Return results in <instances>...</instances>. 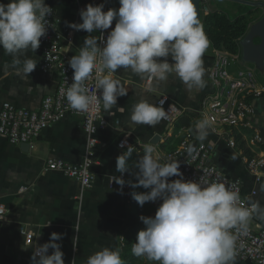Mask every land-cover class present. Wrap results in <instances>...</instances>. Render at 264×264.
Listing matches in <instances>:
<instances>
[{
    "label": "clouds",
    "instance_id": "1",
    "mask_svg": "<svg viewBox=\"0 0 264 264\" xmlns=\"http://www.w3.org/2000/svg\"><path fill=\"white\" fill-rule=\"evenodd\" d=\"M118 3V9L107 11L103 3L88 4L79 12L81 23L66 22L75 31L101 33L100 38L85 37L79 53L68 60L73 71V82L65 92L70 109L77 113L100 107L110 111L118 98L128 94L121 81L113 78L120 69L155 84L174 74L189 92L207 86L203 56L209 41L198 20L194 0H118ZM51 15L52 8L45 0L0 3V49L14 57L13 67L21 79H27L38 62L20 57L39 49ZM109 29L105 38L103 33ZM94 73L96 93L90 95L85 82ZM174 110L170 105L169 111ZM167 118L162 107L145 98L133 106L129 124L155 127ZM211 123L209 117L200 119L189 132L203 142L209 136ZM132 153L129 146L126 153L117 156L116 172L120 175H111L110 185L115 182L121 195L126 185L142 187L145 191L131 193L138 205L158 204L154 216L139 217L145 227L132 244V254L156 264H235L237 239L248 234L253 217L264 221V206L259 201L245 205L237 189L211 181L207 169L198 179L185 180L180 162L169 159L162 163L152 142L144 144L143 155L129 165ZM195 153V147L189 145L187 154L195 158ZM125 173H130L132 179H123ZM260 190L264 191V185ZM63 238L64 234L51 233L49 241L32 252L31 264H65L62 245L57 243ZM76 240L73 237L74 250ZM74 262L75 259L71 264ZM85 264H123V261L118 249L104 247L89 256Z\"/></svg>",
    "mask_w": 264,
    "mask_h": 264
},
{
    "label": "crops",
    "instance_id": "2",
    "mask_svg": "<svg viewBox=\"0 0 264 264\" xmlns=\"http://www.w3.org/2000/svg\"><path fill=\"white\" fill-rule=\"evenodd\" d=\"M247 1L264 3V0ZM8 2L9 0H0L3 4ZM45 2L57 11L60 31L64 36L63 52L70 57L79 53L85 37L92 35L100 38V33L75 31L68 28L66 22L81 23L79 12L88 4L96 6L103 3L104 11L119 8L118 0ZM203 6H206L209 12L226 13L232 19L239 15L249 16L252 24L264 16V8H252L224 0H207ZM114 26L115 21L112 27ZM217 52L218 50L209 43L203 56L207 86L200 91H187L186 86L174 74L166 81L155 84L123 69L115 73L114 79L121 81L128 89V94L118 98L117 105L110 111H104L108 129L101 131L97 136L99 144L93 168L95 181L88 190L82 191L80 183L74 179L59 172L46 170L49 159H59L72 164L83 161L87 150V137L82 129L80 117L70 115L50 127L38 140L29 144L27 150L23 145H11L8 139L0 136V205L7 211L6 220L0 226V264H31L32 252L36 246L48 242L53 232L64 234V238L57 243L62 245L65 264H71L73 259L74 264H85L89 256L104 247L118 249L121 255L125 235L133 233L127 227L128 222L130 218L137 220L141 213L140 206L133 202L131 193L133 190L143 191L142 187L132 188L126 185L121 195L116 191L119 186L115 182L110 185L109 177L119 176L116 172V158L121 154L118 142L126 139L136 148L128 161L131 165L143 154L144 144L153 143L158 136L160 140L155 145L156 154L162 158V163L168 161L174 153L176 140L182 135L190 136L187 126L175 133V125L180 117L191 114L196 118H204L202 102L213 89L209 69ZM25 58H32L38 63L27 79H21L13 67L14 57L0 49V109L4 103L25 109H38L45 96L53 95L57 91L60 76L55 72L45 74L41 71L40 52L36 50L33 53L29 50L25 56L20 57ZM258 74L261 84H264V71H258ZM145 98L157 106L159 99L167 98L180 111L175 125L169 127L162 120L155 127L130 126L129 118L133 106ZM252 111L251 118L255 128L264 134V98L252 102ZM252 134L253 131L234 128L231 133L222 136L210 127L205 142L212 149L213 163L227 177L242 184L244 199L248 202L259 201L264 206V191L260 190L261 185H264V170L256 175L250 170L252 161H260L263 158L264 145L252 147ZM229 138L234 140V147L229 145ZM129 179H132V176L126 173V181ZM144 215H155V212ZM249 227L264 229V221L254 218ZM75 236L77 240L74 250L72 239ZM51 251L50 249L49 254ZM139 264L156 262L142 258ZM235 264L253 263L241 261L236 257Z\"/></svg>",
    "mask_w": 264,
    "mask_h": 264
},
{
    "label": "built area",
    "instance_id": "3",
    "mask_svg": "<svg viewBox=\"0 0 264 264\" xmlns=\"http://www.w3.org/2000/svg\"><path fill=\"white\" fill-rule=\"evenodd\" d=\"M51 8L52 15L47 18L49 28L46 36L41 38L38 51L42 59L41 71L45 74L55 72L60 76L57 91L53 95L45 96L40 107L34 110L4 103L0 109V136L8 139L11 145L32 144L50 127L62 122L68 116L80 117L82 129L87 137V150L83 161L79 164H72L59 159H49L46 170L59 172L67 178L78 181L82 191H85L92 188L95 181L93 168L96 164V150L99 144L97 136L101 131L108 129V121L102 107L85 113H77L68 107L65 92L73 82V71L68 67V60L71 57L63 52L64 36L60 31L57 11L53 7ZM208 12L209 9L202 6L203 15ZM110 30L103 33L105 38ZM237 66L240 67L237 68ZM209 74L213 89L202 102V112L204 118H211V127L214 132L223 136V134L231 133L234 128L250 130L253 131L250 145L252 147L264 145V134L255 128L251 118L253 114L252 102L264 98V84H261L256 68L245 63L240 55L218 51L214 63L209 69ZM114 76L115 74H113V78ZM94 85L95 73L91 79L85 82L88 94L96 93ZM158 105L167 112L168 118L164 122L169 127H173L180 115L178 108L171 104L167 98L159 99ZM170 105L174 106V111H169ZM189 145H193L196 149L195 158L187 154ZM229 145L235 146L232 138H229ZM129 146L132 147L133 152L136 151L134 145L128 140L122 139L118 142L121 154L126 153ZM170 159L180 162V171L185 180H196L207 169L211 181H220L231 185L239 191L242 202L247 205L248 201L243 197L242 184L227 177L213 163L212 149L205 141L200 142L190 136L183 139ZM250 170L254 175L264 170V156L260 161H252ZM122 178L126 180V173ZM171 179H177V177ZM6 217V209L0 205V226ZM236 247V257L241 261L264 264V229L249 227L247 235L238 237Z\"/></svg>",
    "mask_w": 264,
    "mask_h": 264
},
{
    "label": "trees",
    "instance_id": "4",
    "mask_svg": "<svg viewBox=\"0 0 264 264\" xmlns=\"http://www.w3.org/2000/svg\"><path fill=\"white\" fill-rule=\"evenodd\" d=\"M252 22L253 21L249 16L239 15L232 19L226 13L210 11L203 15L201 25L209 43L216 50L234 55H241L242 50L240 41L247 35ZM198 120H200V118H196L191 114H186L183 118L180 117L175 125V133H177L183 126H187L189 129L194 128L195 122ZM190 137L196 139L194 133H190ZM185 138H187V136L182 135V137L176 140L173 151L177 149L180 142ZM134 191L138 193L140 192L139 190H133V192ZM141 191L145 190L142 188ZM133 202L136 201L133 199ZM131 219L132 218H130L127 227H129L133 233L125 235L124 247L122 254L120 255L123 264H139L142 261V258L136 257L132 254L131 247L132 244L136 242V237L139 232L138 229L143 226V223L137 221L135 218Z\"/></svg>",
    "mask_w": 264,
    "mask_h": 264
},
{
    "label": "water",
    "instance_id": "5",
    "mask_svg": "<svg viewBox=\"0 0 264 264\" xmlns=\"http://www.w3.org/2000/svg\"><path fill=\"white\" fill-rule=\"evenodd\" d=\"M207 0H194L197 17L201 24L203 13L202 6ZM242 4L252 8H264V3L251 2L247 0H224ZM242 59L245 63L253 65L256 70L264 71V16L256 23L250 25L247 35L240 41ZM160 137H156L153 143L156 145ZM25 150L29 149V144L23 145Z\"/></svg>",
    "mask_w": 264,
    "mask_h": 264
},
{
    "label": "rangeland",
    "instance_id": "6",
    "mask_svg": "<svg viewBox=\"0 0 264 264\" xmlns=\"http://www.w3.org/2000/svg\"><path fill=\"white\" fill-rule=\"evenodd\" d=\"M180 143H181V142H180ZM157 207H158V204H154V203H146L143 207H140V208H139L141 213H139V215H138V217H137V220L140 221V220H139V217H140L141 215H144V213L152 214L153 212L156 211V208H157ZM144 216H147V215H144ZM151 216H154V215H151ZM144 227H145L144 225H143L142 227H140L139 231H140V230H143Z\"/></svg>",
    "mask_w": 264,
    "mask_h": 264
}]
</instances>
